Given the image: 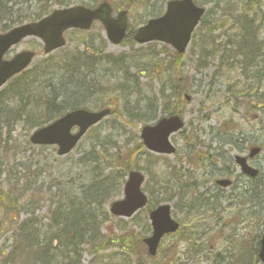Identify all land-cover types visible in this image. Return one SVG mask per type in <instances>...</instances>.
I'll list each match as a JSON object with an SVG mask.
<instances>
[{"label":"rangeland","instance_id":"rangeland-1","mask_svg":"<svg viewBox=\"0 0 264 264\" xmlns=\"http://www.w3.org/2000/svg\"><path fill=\"white\" fill-rule=\"evenodd\" d=\"M47 1L0 0V9H10L14 13L12 23L19 22L14 25L18 26L32 21L44 6H47L46 10L53 11L69 4L98 5L100 0ZM112 2L116 10L126 2L132 4L130 23L136 26L142 24L149 14L145 16L135 0ZM238 2L247 14L243 16L259 32L257 37L262 41L264 51V0H234L235 9ZM218 6L225 8L224 4ZM21 15L24 18H16ZM239 16L221 12L217 20L225 22V26L213 35L216 53L206 60L207 66L201 65L203 53L208 52L201 43L202 38L209 39L206 26L199 27L183 56L175 55L172 47L160 42L116 46L109 42L100 23H95L88 32L69 31L64 49L71 56L83 53L90 46L93 52L100 53L104 49L110 55L125 54L127 61L120 66L101 64L93 68L90 77L94 78L92 83L96 89L81 99L82 106L90 111L112 107L114 114L94 127L77 149L65 157H59L54 146L36 147L31 144L29 137L33 129L23 120L16 121L15 115L8 118L5 114L7 107V110L13 108L14 102L6 99L12 92L14 79L2 88L0 264H134L138 260L136 255L147 264H210L209 258L217 259L219 254L224 257L221 264H232L235 262L232 256L236 245L233 240L247 233V240L254 246L257 244L264 231V194L258 200L234 189L215 192L213 183L217 178L216 169L220 168L217 161L221 160L224 166L223 158L227 155L233 158L237 152L248 149L250 144H264V54L262 58L258 57L259 63L253 62L254 66L243 62V44L239 41L242 30L241 24H237ZM2 17L4 14L0 13V32H5L7 30L3 26L8 23ZM233 33L237 34L238 49L234 47L237 42L232 37ZM23 49L38 51L34 64L47 58L43 54L42 42L34 37L11 48L5 58L11 59ZM155 52L159 59L152 56ZM175 86H182L190 100L182 93L175 94ZM166 107L181 111L186 126L171 138L177 149L173 155L155 156L138 146L140 131L147 123L153 124L155 119L166 114ZM10 118L12 123L9 126ZM223 130L228 132L224 134ZM214 131L221 137L234 135L233 140L239 135L243 139L239 142L242 145L239 148L232 143H222L214 137ZM121 151L127 167L132 165L133 169L145 174L147 181L143 189L153 200L150 204L167 202L172 205L173 217L183 222L182 235L166 236L159 254L153 258L145 256L143 246L137 247L136 252L130 255L122 248L95 250L82 243L76 245L75 253H70L65 244L59 240L55 242L54 237L64 240V229H52L53 211L58 204L67 205L71 197H81L82 187L93 190L96 178H103L106 182L104 178L110 172L109 167L116 163ZM97 154L101 156V164L93 170L95 162L92 164L91 161ZM204 156L205 161L201 162ZM134 157H137L135 162ZM253 163L263 174L258 182H253L255 190L257 185L264 183V153ZM116 185L110 196L105 198L107 203L96 208L99 233L115 238L121 234L127 237L147 236L151 228L148 209L129 219L116 218L109 213L110 203L124 195L119 178ZM214 194L216 199L212 198ZM204 200L211 203L208 208ZM251 202L254 229L250 227ZM189 203L198 205L201 212L189 211ZM243 225L248 227V232ZM192 229L199 232L196 238L188 243L180 242L182 236L189 237ZM26 242L38 245L35 254L26 255L19 250Z\"/></svg>","mask_w":264,"mask_h":264},{"label":"water","instance_id":"water-1","mask_svg":"<svg viewBox=\"0 0 264 264\" xmlns=\"http://www.w3.org/2000/svg\"><path fill=\"white\" fill-rule=\"evenodd\" d=\"M109 11L107 5H101L98 10H90L83 6H76L71 8H65L62 10H54V12L43 18L39 22H32L31 24H23L20 27L13 28L7 34H0V87L4 84L12 75L23 71L33 61L35 52L23 51L21 54L16 55L11 61H4L3 56L11 48L12 45L22 41L23 38L29 36H38L45 42L44 50L46 53L55 51L56 48L65 45L66 41L63 38L64 32L69 28H82L88 29L91 27V23L95 19L101 18L104 25H106L108 36L111 40L118 44L124 37L126 29V13H122L118 23L109 17ZM165 20V18H164ZM198 18L188 20L182 28L177 26L173 27L176 31L177 28L182 31V37L174 40L169 36L148 35L145 32H150L156 25L154 22L143 27L137 34L136 38L139 42L144 43L147 41L161 39L168 41L178 50L183 52L188 46L191 31L198 23ZM172 30V29H171ZM110 109H102L99 112H88L85 109L70 111L64 117L59 120L38 129L32 136L31 140L34 144H56L59 146V155H64L73 149V147L81 139V136L90 128L93 124L101 121L103 117L109 115ZM75 126L80 127V131L76 134H72V129ZM184 126V122L179 116H170L169 118H163L158 121L156 126H145L142 129V138L144 144L157 153L171 154L175 151V147L169 143V137L172 132L181 130ZM258 149L253 150V154H256ZM239 162H244V159L238 158ZM249 174L257 175V171L249 167ZM128 182L125 186L126 198L119 200L112 206V213L115 215H121L124 217L132 216L137 210L144 207L148 201L147 196L141 190V185L145 181L141 172L131 171L129 174ZM226 186L227 182H221ZM151 221L153 223L154 231L151 237L145 238L144 241L149 247L150 255H155L159 247V242L165 233L174 232L179 224L171 219L170 206L163 204L157 209L151 211ZM264 240V238H263ZM264 243V241H263ZM143 264V263H142Z\"/></svg>","mask_w":264,"mask_h":264},{"label":"trees","instance_id":"trees-1","mask_svg":"<svg viewBox=\"0 0 264 264\" xmlns=\"http://www.w3.org/2000/svg\"><path fill=\"white\" fill-rule=\"evenodd\" d=\"M50 1L48 0L47 3ZM46 9L47 6H44L37 17H41L43 14L49 12ZM0 13L4 14L8 23L3 28H10L14 24L12 23L14 22L13 19L10 17L11 11L0 9ZM95 56L94 52L90 50H85L83 53L78 52L77 56H71L70 53L63 49L56 53V55H50L42 62L35 63L31 69L23 71L17 77L12 93V99H14L13 108L7 110V107L5 114H7L8 118L15 115V118H17L16 121L23 120L24 124L30 129H35L37 126H42L51 120L57 119L59 115H62L66 110L72 108L70 105L77 103L82 92H88L89 89H93L94 84L92 80L94 78L90 77V74L93 73V68L99 60ZM102 58L114 64L122 61L121 58H116L112 55H105ZM95 60L96 62H94ZM80 63H83L86 69L82 70L79 65ZM8 122L10 126L12 123L11 118ZM138 146L143 147L141 144ZM94 158L101 160L99 154L93 156L92 160ZM117 158L116 162H122L123 165H126L123 160L124 155H120ZM124 176V174L121 175L119 172L115 173L112 171L104 178L106 182H103V178H96L95 187L93 190L88 191L91 194L88 199L89 203L101 204L98 200L105 202L106 196H110L112 190L117 187L116 179L119 178L121 185L124 181ZM110 181L111 183L108 185ZM62 206L54 214L56 222L52 225L53 230H68V228L74 229L77 227L80 230V237H83V241L86 240L88 234H93L99 230L100 225L97 222L98 215L95 216L92 208H87L80 212L76 210V214L71 215L70 210L67 208L63 209ZM62 209L66 216L61 215L62 213L60 211ZM68 236L69 233L64 234L67 242H69ZM119 239L122 242L121 244L129 248L132 253L136 252L137 247L143 246L141 241L142 235L130 237L120 236Z\"/></svg>","mask_w":264,"mask_h":264},{"label":"flooded vegetation","instance_id":"flooded-vegetation-1","mask_svg":"<svg viewBox=\"0 0 264 264\" xmlns=\"http://www.w3.org/2000/svg\"><path fill=\"white\" fill-rule=\"evenodd\" d=\"M173 1H175V0H151V1H147V2H149L151 4H153V6H155V8L152 10V12H153L152 18H154V17L158 18V17L163 16L165 14V12H166L168 4L170 2H173ZM194 1H195L196 4H198L196 2L198 0H194ZM204 4H199V5L206 7V5H204ZM235 168H237V167L235 166ZM233 169H234V167L230 166V167L227 168L226 174H222L223 178H227V179L230 178L232 180V184L230 185L229 188L235 187V181L238 180L239 178H243V175L240 174L239 172L238 173L237 172L233 173L232 172ZM237 170H238V168H237ZM244 179L247 180L246 184H244L242 182L238 183V181H237L236 182V186L242 185L249 192V189L251 187L250 179L247 176H244ZM249 206L252 207V202H251V204ZM251 211H252V213H251L252 220H251L250 227H251V229H254L253 207H252ZM253 240L256 241L255 240V236L253 237ZM233 241H234V243H237L236 240H233ZM257 251H258V255H259V253H260V241L258 243ZM222 258H224V257H222Z\"/></svg>","mask_w":264,"mask_h":264},{"label":"bare ground","instance_id":"bare-ground-1","mask_svg":"<svg viewBox=\"0 0 264 264\" xmlns=\"http://www.w3.org/2000/svg\"><path fill=\"white\" fill-rule=\"evenodd\" d=\"M27 18H30V17H27ZM170 47H173V45L172 44H168ZM152 56H157V58L159 59V56H158V54L155 52V54H153ZM161 59H163L162 57H160ZM160 59V60H161ZM80 65V67H81V69L82 70H84V69H86V66L83 64V63H80L79 64ZM204 120V119H203ZM222 141H224V142H226L227 140H228V138L227 137H222V138H220ZM192 156V155H191ZM194 156V155H193ZM192 156V157H193ZM135 158H137V157H134L133 158V161L135 162ZM95 162V163H94ZM91 163L93 164L94 163V165H95V167H94V169L93 170H95V169H98L99 167H100V164H101V161H100V159L98 158V159H96V158H94L92 161H91ZM131 168H132V165H131ZM109 169H110V172H112V171H114V172H119L121 175L122 174H124V172H126V168H124L123 167V163L122 162H116L115 164H112L110 167H109ZM133 169V168H132ZM135 171H141V170H136V169H134ZM97 174V173H96ZM84 189H85V187H82V192L84 191ZM90 189H87V192L89 191ZM71 201H75V202H82V199H78V197L77 196H73V197H71V199H70ZM98 202L99 203H101V204H103V202L101 201V200H98ZM73 228H68V230L67 229H64V231H63V235L64 234H66V233H69V242L68 243H73L74 245L76 244V245H78V244H82V243H84V241H83V237H80V230H79V228H74L73 230H72Z\"/></svg>","mask_w":264,"mask_h":264}]
</instances>
